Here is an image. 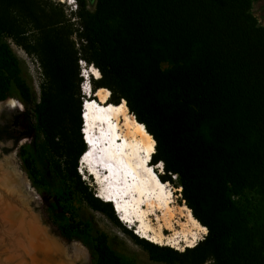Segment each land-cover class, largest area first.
I'll return each mask as SVG.
<instances>
[{"label":"trees","instance_id":"trees-1","mask_svg":"<svg viewBox=\"0 0 264 264\" xmlns=\"http://www.w3.org/2000/svg\"><path fill=\"white\" fill-rule=\"evenodd\" d=\"M90 1L93 10L76 0L74 24L48 0H0V102L17 93L24 109L14 126H24L35 159L55 176L58 202L77 194L118 222L112 205L82 186V138L59 140L63 115L75 107L81 126L74 98L83 62L100 74L92 92L104 88L110 103L124 101L153 138L159 179L181 188L207 230L182 253L133 236L136 245L164 264H264V26L252 15L255 0ZM6 40L37 58L46 78L40 98ZM5 135L19 139L0 126V140ZM20 156L35 180L32 160L24 150ZM245 193L255 196L249 211L235 202ZM80 226L59 231L71 241ZM94 241V264H128L104 235Z\"/></svg>","mask_w":264,"mask_h":264},{"label":"bare ground","instance_id":"bare-ground-1","mask_svg":"<svg viewBox=\"0 0 264 264\" xmlns=\"http://www.w3.org/2000/svg\"><path fill=\"white\" fill-rule=\"evenodd\" d=\"M89 76L100 79L93 67L83 74L85 81ZM87 83L82 88L86 98L81 133L83 143L90 144L92 150L84 156L88 148L85 150L79 165L93 179L97 199L113 205L119 221L134 227L139 238L175 250L193 248L207 230L185 205L179 207V217L172 209V192L155 172L162 164L155 168L147 164L155 153L153 138L130 116L124 101L114 105L107 89L93 93ZM92 94L97 101L91 99ZM8 106L17 108L15 101H9ZM21 178L13 167L10 174L0 171V240L8 254L6 263L72 264L63 248L40 226L38 217L26 211L30 197L23 195L26 182ZM20 201L27 203L25 207L18 205Z\"/></svg>","mask_w":264,"mask_h":264},{"label":"rangeland","instance_id":"rangeland-1","mask_svg":"<svg viewBox=\"0 0 264 264\" xmlns=\"http://www.w3.org/2000/svg\"><path fill=\"white\" fill-rule=\"evenodd\" d=\"M48 1H51L55 6L60 8V10L64 12V15L70 19L71 23H76V0ZM93 6L94 2L88 0V8L93 10ZM252 15L260 26H264V0H255L253 2ZM6 42L19 61L22 80L35 94V96L40 98L42 87L46 84V78L37 58L33 55L26 54L11 40H6ZM78 65L80 73L78 76V81L76 82L79 84V89L78 92L77 90L75 92V106H77L79 103L82 104L86 98L82 90L84 83L88 82L89 84H87L92 90V81H95L92 76H89L87 81H85L83 78V74H85V72H87L91 66L89 67L83 62H79ZM91 99L97 101V99L93 96ZM9 101H15L17 108H10L8 106ZM0 103H2V107L0 108V126L8 127L13 136L19 137L18 141L5 138L0 142V171L10 174L13 167L17 174L22 177L21 179L26 182L25 186L22 188L23 195L25 194L30 197L27 205L29 209L26 208V211L29 210L28 212L31 216L38 217L40 226L45 229L47 235L51 239L55 240L63 248V250L66 252V256L71 259L72 264H94V253L92 249L95 245L94 239L99 235L105 236L109 247L119 257H121L125 263L164 264L151 260L149 254L136 245V241L133 236H135L137 239L141 238L135 234V228L120 222L116 213L114 214L118 222L110 219L105 213L92 209L88 204L82 201L77 194L72 196V200L66 206L63 205V203L58 202L61 191L55 176L52 173L47 172L43 164L35 159L31 147L32 139L27 137L24 126H14V118L22 113L24 109L22 103L17 99V93L14 92L10 100ZM72 111L73 112H70L69 115H63L64 122L60 128L61 130L59 131V140L62 146H64L67 139L77 142L79 136L82 138V120L81 126L78 127V120L76 118L77 108H73ZM130 116L134 119L131 114ZM62 138H66V140ZM21 150H24L26 155L29 156L33 162L37 173L35 180L30 177L28 171L25 169L23 158L20 156ZM85 150H87L86 145ZM156 165L158 164H154L151 159V167ZM155 172L157 173L158 177H162L164 175L163 167L160 170H155ZM77 173L80 176V180L83 184L82 186L86 189L85 192L92 194L95 198H97V187L93 183V179L87 176V174H85V172L81 169L79 161L77 164ZM172 178L174 179V177ZM166 184L168 185L169 190L172 192L173 205L171 204V207L173 206L172 209L176 213L177 217H179V207L185 205V202L181 196V188L178 187L176 183ZM254 199L255 196L253 194L245 193L243 197L235 198V202L241 205L244 209L248 210L252 205H254ZM26 204L27 203L25 201H20L18 203V205L24 207ZM157 215L161 217V213L158 212ZM152 219H154V217H152ZM72 222L80 223L81 226L79 228V234L76 236V238L69 241L60 234L59 225H68ZM154 222L155 221L152 223ZM165 235L167 236L169 233L165 232ZM204 238L205 236L202 237L199 242L203 241ZM199 242H197L196 245ZM1 243L2 241L0 240V264H8L6 263V257H8L6 247L3 244L1 245ZM72 246H74L73 249ZM159 247H167L178 253H182L187 249L183 247L181 250H175L168 246ZM75 252H77L78 255H76Z\"/></svg>","mask_w":264,"mask_h":264},{"label":"water","instance_id":"water-1","mask_svg":"<svg viewBox=\"0 0 264 264\" xmlns=\"http://www.w3.org/2000/svg\"><path fill=\"white\" fill-rule=\"evenodd\" d=\"M94 68V67H93ZM96 70V69H95ZM97 71V70H96ZM98 72V71H97ZM99 73V72H98ZM92 96H93V94H92ZM94 97V96H93ZM94 101V100H93ZM82 109H84L83 108V105H82ZM83 117V113H82V111H81V118ZM135 120V119H134Z\"/></svg>","mask_w":264,"mask_h":264},{"label":"flooded vegetation","instance_id":"flooded-vegetation-1","mask_svg":"<svg viewBox=\"0 0 264 264\" xmlns=\"http://www.w3.org/2000/svg\"><path fill=\"white\" fill-rule=\"evenodd\" d=\"M10 130V129H9ZM5 138H7V136L5 135L3 138H2V140H4ZM2 140H0V142L2 141Z\"/></svg>","mask_w":264,"mask_h":264}]
</instances>
